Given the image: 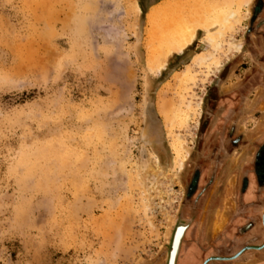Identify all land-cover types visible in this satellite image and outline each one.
Here are the masks:
<instances>
[{"label": "rangeland", "instance_id": "1", "mask_svg": "<svg viewBox=\"0 0 264 264\" xmlns=\"http://www.w3.org/2000/svg\"><path fill=\"white\" fill-rule=\"evenodd\" d=\"M225 1L0 0V264H165L200 159L206 180L209 157L232 138L240 145L219 164L223 193L229 186L238 228H260L264 39L257 26L248 35L258 0L227 29L218 66L174 76L197 53H216L203 26ZM180 26L202 30L151 70ZM149 94L161 130L145 123ZM165 126L186 141L179 171Z\"/></svg>", "mask_w": 264, "mask_h": 264}, {"label": "flooded vegetation", "instance_id": "2", "mask_svg": "<svg viewBox=\"0 0 264 264\" xmlns=\"http://www.w3.org/2000/svg\"><path fill=\"white\" fill-rule=\"evenodd\" d=\"M253 26H257L255 28V32H262L260 33V37L264 39V0H258L257 4L255 5V9L253 12V15L251 16V21H250V27L248 31V35L251 33H255L253 30ZM251 49V48H250ZM264 76V72H263ZM261 88H264V81L261 82L259 85ZM263 92L261 93L262 97L260 100H264V89H260ZM264 102V101H263ZM264 112V110H263ZM232 140V145L228 142L226 145L221 146V149H217L214 152L215 154H220L216 155L213 157H209L210 160L213 162V165L211 166L210 172L208 173L207 179L205 180L203 176V172L201 171L202 165L204 163L203 160L200 159L199 161V167H197L193 173V176L191 178V181L188 185L187 191H186V197L185 200L181 203V209L179 211V216H180V221L185 223L187 228L181 237V240L179 243V248L175 257V264H181V256H182V250L183 246L186 244V241L191 239V244L192 246H200V241L198 240V237L201 236L200 233L204 232L205 228L208 229H213V223L215 222L214 219H216V214L220 210L225 211L226 213L229 211L231 208V199H230V191L231 189L228 186L227 192L223 193L224 189H222V184L225 182L224 176H221L220 170H219V164L222 165V160H224V157L229 154V152L233 151L232 149H236L238 145H240V140ZM261 142L260 144H257L256 146V151L253 157V172L256 180L261 184L263 182L264 177V136L261 137ZM241 146L244 147V144H241ZM235 147V148H234ZM248 147H245L244 150L247 152ZM223 154H226L225 156ZM220 156V157H219ZM206 162V161H205ZM246 170V169H245ZM242 172V184L241 188L247 187V177L244 175L245 171L244 168L241 170ZM230 179V178H229ZM228 179V180H229ZM227 180V181H228ZM231 186V182L229 183ZM220 196L219 201L217 199H213L212 196H208L209 192L214 191ZM208 196V197H207ZM217 200V201H216ZM239 209L243 206V204L238 205ZM227 209V210H225ZM259 222H260V231L259 229H255V226L251 223H248V225H242V227H239L238 229L241 231L248 232L252 230L253 228L257 230V234L255 236L243 242L239 245V247L235 249H239L241 247H245L248 245H254V246H259L263 242V228L261 224V211H260V216H259ZM236 223V222H235ZM226 230V227L225 229ZM224 230L222 232H224ZM214 231V230H213ZM219 232V231H218ZM218 232L214 231V236L213 238L209 241V243H206L205 247H202V252L203 249L210 248L212 249L213 242L217 238V236L220 234ZM228 232V231H227ZM226 233V232H225ZM222 234V233H221ZM192 235V237H191ZM209 253V252H208ZM204 252V255L201 257V262L200 264L203 263L205 259L211 256H215L216 252H213L211 254H208ZM260 253L264 254V248L262 249H249L243 253L244 254H251L253 257L252 258H257L259 257ZM224 255H227L226 253ZM264 255H261L263 257ZM167 258V255H166ZM216 263L214 260L210 259L206 264H213ZM166 264V261H165Z\"/></svg>", "mask_w": 264, "mask_h": 264}, {"label": "bare ground", "instance_id": "3", "mask_svg": "<svg viewBox=\"0 0 264 264\" xmlns=\"http://www.w3.org/2000/svg\"><path fill=\"white\" fill-rule=\"evenodd\" d=\"M250 2L251 0H226L223 4H218L212 11V14L210 16L212 17V20L209 26L208 24L206 26H203V29L206 30L208 32L207 34L209 35L207 39L211 42V44L214 43L213 47L215 48L216 53L212 54L208 50H203L202 52L197 53L194 60L185 68L177 71L174 76H177L180 72L185 71V73L188 74V79L192 80L194 79V77L190 74L192 73L191 69L193 66L200 65L208 69L209 72L211 68L214 69L215 66H218L219 59L216 60V57L214 56L216 54H219L220 52L224 53V44L228 43L227 29H234L236 25H239L242 20L247 18V15L243 12V8L248 6ZM185 27L186 26H180L178 35L168 42L166 48L162 49V55L160 57H157L156 59L154 58L153 60H151L149 64V68H151V70H154L155 72L159 73L164 68L168 58L174 54H181L185 50V48L195 40L196 32L198 30H202V28L192 30L189 27ZM208 47H210V45ZM240 47L241 45H235L234 50L237 51L240 49ZM154 111L158 117H161L158 107L156 108L155 105ZM180 122H183V119ZM183 127V123L178 125L179 129H182ZM165 128L169 140V147L174 156V166L176 170L179 171L182 168L183 162L187 156L184 150V145L186 141L182 139L180 132L178 135H176L175 133H173V131H168L166 126ZM224 215H226L225 211L222 213L217 212L215 219V221L217 220V222H214L213 226H216L217 223L220 222V220L224 217ZM218 226L220 225L218 224ZM181 232L182 229L179 230L176 239H178Z\"/></svg>", "mask_w": 264, "mask_h": 264}, {"label": "water", "instance_id": "4", "mask_svg": "<svg viewBox=\"0 0 264 264\" xmlns=\"http://www.w3.org/2000/svg\"><path fill=\"white\" fill-rule=\"evenodd\" d=\"M173 69H172V71H173ZM154 104H155L154 95L153 94L147 95L146 104H145V108H144V110H145V117H144L145 123L153 129L161 130V127H162L161 121L154 111ZM234 211H233V209H231L227 213L225 212L226 221L218 233H221L225 229L227 224H229V222H231V225H229V227H231L230 231L233 230V228H235L234 233H237L236 229L238 228V226H237V223L235 224V222L240 221L239 220L240 215L239 216L234 215ZM261 224H262V228H263V242L261 245H259V246L248 245L245 247H241L237 250L233 246V245H235V244H233V242L235 241L234 237H232L230 235L229 236L228 235L220 236L221 234H219L217 236V238L215 239V241H217L219 243L217 244V246L214 245V243H213V246H212V250H213V252H216V255L208 257L207 259H205L203 261L202 264H206L210 259L214 260L217 263L231 262V261H234V260L240 258L243 255V253L249 249L259 250V249L264 248V202H263V205L261 208ZM187 226L185 223L181 222L180 220L177 221L173 225L171 235L169 238L168 247H167L166 264H175V257H176V254H177V251L179 248V243H180L181 237L183 236ZM181 229H182V232L180 233V236L178 237V239H176L177 234L179 233V230H181ZM236 236H239V235H236ZM225 253L227 255H224Z\"/></svg>", "mask_w": 264, "mask_h": 264}, {"label": "crops", "instance_id": "5", "mask_svg": "<svg viewBox=\"0 0 264 264\" xmlns=\"http://www.w3.org/2000/svg\"><path fill=\"white\" fill-rule=\"evenodd\" d=\"M216 222V221H215ZM236 224V223H235ZM251 231V232H250ZM249 232L245 233L244 236H246L247 239L255 236V233L257 234V231H255V229L253 228L252 230H250ZM235 228H233V230L230 231L229 234H231L230 236L235 238V241L233 242L234 248H238L239 245L241 244V241L244 240V238L242 236H236L235 235ZM249 233V234H248ZM201 236L198 237V240L200 241V246H192L191 244V239L186 241V244L183 246V252H182V260H181V264H200L201 262V257L204 255L205 253L211 254L213 253V250L210 248L207 249H203L202 252V247L204 248L206 243H209V241L213 238L214 236V231L213 229H208L205 228L204 232L200 233ZM252 235V236H250ZM250 236V237H249ZM192 237V235H191ZM261 255H264L263 253H260L259 257L257 258H252L253 256L251 254H244L242 255L240 258L231 261V262H225V263H217V264H264V256L261 257ZM216 264V263H213Z\"/></svg>", "mask_w": 264, "mask_h": 264}]
</instances>
